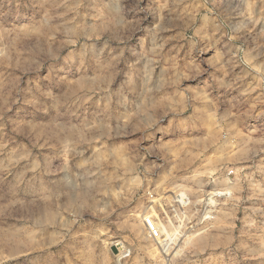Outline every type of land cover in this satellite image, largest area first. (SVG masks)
Returning a JSON list of instances; mask_svg holds the SVG:
<instances>
[{"label":"rangeland","instance_id":"374dc122","mask_svg":"<svg viewBox=\"0 0 264 264\" xmlns=\"http://www.w3.org/2000/svg\"><path fill=\"white\" fill-rule=\"evenodd\" d=\"M0 264H264V0H0Z\"/></svg>","mask_w":264,"mask_h":264},{"label":"built area","instance_id":"2783aa9c","mask_svg":"<svg viewBox=\"0 0 264 264\" xmlns=\"http://www.w3.org/2000/svg\"><path fill=\"white\" fill-rule=\"evenodd\" d=\"M143 225L147 230L148 234L151 238H159L161 236V232L155 224V221L152 216H146L143 218Z\"/></svg>","mask_w":264,"mask_h":264},{"label":"bare ground","instance_id":"6f19581e","mask_svg":"<svg viewBox=\"0 0 264 264\" xmlns=\"http://www.w3.org/2000/svg\"><path fill=\"white\" fill-rule=\"evenodd\" d=\"M44 188L42 187L41 190H43ZM75 197V196H74Z\"/></svg>","mask_w":264,"mask_h":264}]
</instances>
